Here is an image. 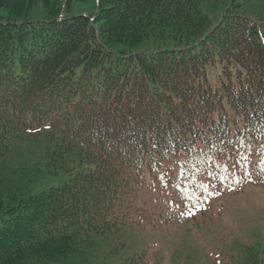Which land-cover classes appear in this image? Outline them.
<instances>
[{
  "label": "trees",
  "instance_id": "1",
  "mask_svg": "<svg viewBox=\"0 0 264 264\" xmlns=\"http://www.w3.org/2000/svg\"><path fill=\"white\" fill-rule=\"evenodd\" d=\"M62 1L0 0V264H85L156 178L264 184V0ZM39 164L77 172L34 192ZM216 264H264V243Z\"/></svg>",
  "mask_w": 264,
  "mask_h": 264
},
{
  "label": "rangeland",
  "instance_id": "2",
  "mask_svg": "<svg viewBox=\"0 0 264 264\" xmlns=\"http://www.w3.org/2000/svg\"><path fill=\"white\" fill-rule=\"evenodd\" d=\"M98 1L74 0L72 10L63 8L61 15H95ZM221 78L220 69L210 72L214 86ZM46 144L45 132L25 140L15 152L12 169H19L25 159H36ZM39 166L34 192L68 181L77 172L75 167L72 173L49 176L50 167ZM238 178V173L221 175L208 186L169 176L156 178L147 185L150 188L139 190L134 206L117 211L116 226L96 236L85 264H123L139 254L149 264H216L237 255L246 244L264 243V184L249 181L238 190L228 184Z\"/></svg>",
  "mask_w": 264,
  "mask_h": 264
}]
</instances>
